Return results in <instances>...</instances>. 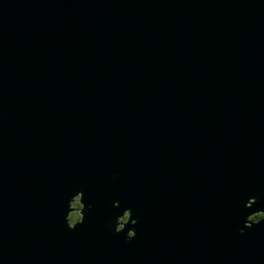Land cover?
I'll list each match as a JSON object with an SVG mask.
<instances>
[{"label":"water","instance_id":"1","mask_svg":"<svg viewBox=\"0 0 264 264\" xmlns=\"http://www.w3.org/2000/svg\"><path fill=\"white\" fill-rule=\"evenodd\" d=\"M257 209L264 0H0V264H264Z\"/></svg>","mask_w":264,"mask_h":264},{"label":"clouds","instance_id":"2","mask_svg":"<svg viewBox=\"0 0 264 264\" xmlns=\"http://www.w3.org/2000/svg\"><path fill=\"white\" fill-rule=\"evenodd\" d=\"M117 174H113L111 177L112 179H116ZM81 195H83L82 190H77L75 197L69 201L67 200L66 207L67 211L64 215V220H66V226L68 229L72 230L73 226L77 223L82 224L84 221V216H82L80 209L84 208L85 205L81 204ZM258 197L256 196H249L246 201H244V207L250 208L254 203L258 202ZM120 201L118 199H114L111 203V207H119ZM92 205L89 203L87 205V209H91ZM131 213V209L124 208L122 213L119 215H114L110 218V220L104 225L106 230L114 231L115 233H120L124 229L125 223L129 221V214ZM138 217L133 218L131 221L132 225H135L138 222ZM264 221V209H257L254 211L249 212L244 220L242 221V227H239L237 231L243 234L245 231L250 229L252 225L258 224ZM115 222V228L113 229L112 224ZM137 235L135 228L129 227L124 234L125 239H133Z\"/></svg>","mask_w":264,"mask_h":264}]
</instances>
